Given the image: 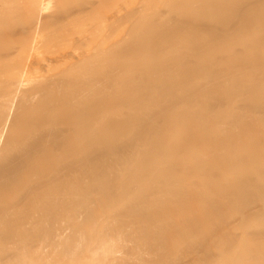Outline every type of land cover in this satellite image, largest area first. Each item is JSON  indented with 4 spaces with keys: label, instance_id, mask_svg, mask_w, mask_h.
I'll use <instances>...</instances> for the list:
<instances>
[{
    "label": "bare ground",
    "instance_id": "bare-ground-1",
    "mask_svg": "<svg viewBox=\"0 0 264 264\" xmlns=\"http://www.w3.org/2000/svg\"><path fill=\"white\" fill-rule=\"evenodd\" d=\"M160 2L95 49L0 0V264H264V0Z\"/></svg>",
    "mask_w": 264,
    "mask_h": 264
},
{
    "label": "rangeland",
    "instance_id": "rangeland-1",
    "mask_svg": "<svg viewBox=\"0 0 264 264\" xmlns=\"http://www.w3.org/2000/svg\"><path fill=\"white\" fill-rule=\"evenodd\" d=\"M48 1V4L46 2ZM91 1L94 3H100V18L94 19L93 22H101V30L99 33V43L95 49H102L105 45L113 38L121 39L133 29L136 28L137 23L140 19L149 20L153 17L151 11L156 7H163L161 4V0H25L27 10L25 14H23L21 19V24H29L30 20H34L38 16L44 15L46 13L49 14L50 17L53 15H58L59 13H63L68 10H78L82 7L83 3ZM45 2V3H44ZM141 7L139 12L135 11L137 8ZM120 11H128L132 12L130 15L119 14ZM41 13V15H40ZM114 16L111 18V16ZM49 29L51 30V25L49 24ZM86 26L71 28L67 31V33L61 32H51L49 31V40L41 45L39 52H34V61H43L49 58L56 60L60 58V56L64 55H76V51L83 52L88 48L85 42L81 40V38L85 35ZM76 33V35H75ZM68 35H71V41ZM89 42V41H88ZM92 46V44H91ZM63 55L53 56V54L60 50ZM75 53V54H74ZM32 57V54H31ZM30 58V57H29ZM55 58V59H54ZM32 59V58H30ZM36 59V60H35ZM51 59H49L50 62ZM51 60V61H53ZM247 222L249 219H246ZM250 224L244 223L241 225V230H252L255 226L261 227L264 229V222H259L258 224H253L249 228ZM255 225V226H254ZM238 241L243 242V249L249 250L252 238L246 237L242 235ZM215 261L220 262V264H226L225 261H220L218 258H215Z\"/></svg>",
    "mask_w": 264,
    "mask_h": 264
}]
</instances>
